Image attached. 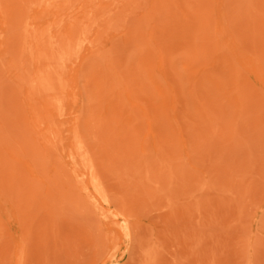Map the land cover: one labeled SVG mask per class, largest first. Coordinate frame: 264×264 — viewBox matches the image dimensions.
<instances>
[{"label":"rangeland","instance_id":"rangeland-1","mask_svg":"<svg viewBox=\"0 0 264 264\" xmlns=\"http://www.w3.org/2000/svg\"><path fill=\"white\" fill-rule=\"evenodd\" d=\"M0 264H264V0H0Z\"/></svg>","mask_w":264,"mask_h":264},{"label":"bare ground","instance_id":"bare-ground-1","mask_svg":"<svg viewBox=\"0 0 264 264\" xmlns=\"http://www.w3.org/2000/svg\"><path fill=\"white\" fill-rule=\"evenodd\" d=\"M114 241H116V240L114 239L112 242H114Z\"/></svg>","mask_w":264,"mask_h":264}]
</instances>
